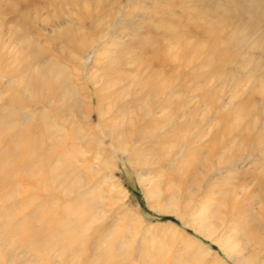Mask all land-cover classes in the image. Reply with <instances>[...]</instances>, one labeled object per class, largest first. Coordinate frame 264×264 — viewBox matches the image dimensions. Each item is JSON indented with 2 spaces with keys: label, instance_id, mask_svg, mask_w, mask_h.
Wrapping results in <instances>:
<instances>
[{
  "label": "bare ground",
  "instance_id": "obj_1",
  "mask_svg": "<svg viewBox=\"0 0 264 264\" xmlns=\"http://www.w3.org/2000/svg\"><path fill=\"white\" fill-rule=\"evenodd\" d=\"M45 1L0 0V81H8L13 93L6 104L8 111L0 106V142H3L0 146V190L9 185L10 174L17 176L22 172L33 181L36 198H32L38 202L25 218H14L12 210L4 212V209L14 207L12 196L0 202V264H131V252L136 248H133L134 238L140 231L134 223H139L142 217L134 214V223L128 220L132 222L128 228H133L135 234L121 235L116 225L106 230L104 225L101 228L104 198L109 202L107 207H112L127 194L120 184H108L111 180L108 173L117 168L116 162L104 150L105 143L95 138L92 141L97 151L90 155L93 165L88 166L89 161L85 160V165L79 167L76 158L85 155L73 147L64 148L72 136L83 139L81 129L77 128L69 136L52 116L60 110L73 121L88 118L95 106L93 100L97 101L100 117L106 118L101 120L104 132L115 149L129 156L131 166L148 168L146 175L150 178L144 179L140 174L137 180L152 210L181 218L185 226L215 244L232 264H264V149L258 148L260 142L263 143L261 136L254 135L240 115L202 114L198 120V114H185L184 107L188 103L172 108L175 105L172 99L181 96V92L171 89L168 78H161L166 62L173 63L177 73L175 79L180 78L177 70L182 65L181 37L186 36L181 32L179 13L185 10L181 6L192 1L196 7L205 8L215 0H156L147 10H144L146 7H131L132 2L146 0H126V5L122 4L123 0H61L65 6L71 4L80 15L77 17L71 10L54 13L52 24L44 22L43 18L40 26L35 21L49 6ZM90 3L95 6L94 10H90ZM211 5L207 10L214 12ZM67 14L75 16L76 23L69 17L65 21ZM230 15L226 9L218 16L226 19ZM118 18L121 22L137 20L135 29L147 38V43L141 44V38L138 41L142 51L146 46L156 45L145 60L141 53L136 54V58L125 59V66L133 65L137 73L146 70L150 73L141 81L126 70L115 69V79L109 75L112 62L108 51L113 46L110 41L114 39L110 38L111 30ZM29 22L32 31L37 29L48 36L56 34L65 38V45L62 42L60 50L63 60L54 58L56 54H47L38 42L31 43L29 33L22 28V24L25 26ZM63 22L70 27L68 31L62 27ZM86 24L89 30H86ZM149 28L157 34L153 35ZM159 35L162 43L157 38ZM16 40L24 44V49L31 48L28 52L31 66H21L23 71H5L3 53L7 45ZM17 46V53H20L22 47ZM90 49L94 51L91 66L84 67L83 58ZM77 51L79 55L75 54ZM151 57L157 58L161 68L153 69ZM132 58L139 62L137 66ZM192 59L189 64L194 61ZM192 68L193 71L197 69L196 66ZM84 77L92 91H87V84L82 82ZM124 77L130 79L118 87V91L114 90ZM192 77H195L194 73ZM78 83L82 86L80 89ZM34 89H38L37 95ZM131 92L132 101L131 96L128 99ZM0 93L7 95L1 88ZM30 108L34 114L26 110ZM15 117L20 119L18 124ZM251 134L255 144L246 150L241 138ZM245 153H248L246 159L253 158L251 166L259 170L255 184L240 180L230 170L235 159L240 161V156ZM13 162L18 167L15 171L11 167ZM221 172H225V178L218 177ZM100 175V183L109 186L108 197L101 191V184L96 188L90 185L92 178ZM158 179L164 180L165 187L160 186L162 182ZM220 181L222 183H218ZM255 186L262 196L256 195ZM118 218L122 224L127 215L121 214ZM152 228L166 230L172 239L180 237L182 242L178 250L187 251L197 264H224L216 253L180 231H174L173 227L153 225ZM11 235L14 239L8 240ZM144 250V255H141L142 250L139 252L142 264H170L167 250L162 252L160 249L156 255L152 251L153 258ZM172 264H186L179 251Z\"/></svg>",
  "mask_w": 264,
  "mask_h": 264
},
{
  "label": "rangeland",
  "instance_id": "obj_2",
  "mask_svg": "<svg viewBox=\"0 0 264 264\" xmlns=\"http://www.w3.org/2000/svg\"><path fill=\"white\" fill-rule=\"evenodd\" d=\"M57 1L58 0L45 1V3L47 2L50 7L47 6L48 9L46 7L44 12H42V15L38 18L39 22L35 21L37 25L41 26V19L43 18H44L43 19L44 22L48 23L49 25L52 24V20H53L52 15L54 13L56 14L60 12L65 13L67 10H71L76 12L77 17L80 15V13H77L76 8L72 7L70 2H68L70 4L69 6H65L63 3H61V0H59L58 2ZM67 1L69 0H66V2ZM155 1L156 0H146L145 2L143 1L132 2L133 6L131 5V7L134 6L146 7L144 8V10H147V8L149 9L150 7L153 6ZM227 3H229L230 6ZM90 4H91L90 10H94L95 6L93 7L92 6L93 4L92 3ZM122 4L126 5V0H123ZM210 5L211 4L208 3L205 6V8L202 6H199L201 8H198V6L196 7L194 3H192L191 1L190 4H185V6L184 5L181 6L183 10L185 9L183 13H179V17L181 18V30H182L181 32L183 34L186 33L185 34L186 36L183 35L184 37L183 36L181 37L183 39L181 41L183 48L181 49L182 52L180 54L182 65L180 66V69L177 70L178 73L180 74L179 80L180 79L181 80L179 81L175 79L177 73L176 70L173 69L174 66L173 63L170 62H166V64H164V66L162 67L163 73L161 75V78L164 77L168 78V83L170 84L171 89L174 88V90L176 89L181 92V96L172 99V101L175 100V105L172 106V108H178L179 105L188 103L184 107V110L187 111V113L185 114H198L197 115L198 120L201 119V117L204 114H209L212 116L214 115L219 116L220 114H230L231 116L234 117L238 115L243 116V118H245L244 123H246V125L248 124L247 126L250 127L249 129H253L254 135L258 133L261 136L262 138L261 141L263 143L260 142L258 148L263 150L264 149V0L261 1L215 0L214 2H212L211 5V9L215 12V14L214 12H211V10L210 11L207 10V8L210 7ZM81 7H82L81 4H79L80 9ZM226 9H228L231 12V15L229 18L221 19V17H219L218 15L219 13L223 12V10ZM81 11H83V9H81ZM32 17L34 16H31V18ZM68 17L70 18V20H72L73 18L75 22L76 17L69 16L68 14L64 20L68 21ZM78 19L81 20V18ZM119 20L117 21L116 26L111 30L110 38L114 37V39L110 41V43H112L111 45L113 46H111V48L109 47L110 51H108L110 52L109 56H111L110 61L112 62V65L110 66L112 70H110L109 75H111V79H115L114 77L117 74L116 70L118 71L126 70V71H130L131 74L138 79V81H141V79L145 78L146 75L148 77L150 73L147 70L146 71L144 70L145 72H142V74L137 73L136 69L133 68L134 67L133 65L125 66V63L127 62L125 61V59H129L128 57H133V56L136 58L137 56L136 54L141 53L140 55L143 54L141 57L143 58V60H145L149 56L148 52H150V50L156 49V45L152 47L146 46V48L143 49L142 51V49H140L141 47L139 48L138 41L141 38L140 40L141 44H143V42L147 43L146 40L147 38L145 39L144 36L140 35L139 29L137 30L135 29L134 25L136 24L137 20L135 18L127 22L126 21L121 22V20L120 21ZM66 24L67 23L63 22L62 27H65L64 30L68 31L69 30L68 28L70 27H68L67 26L68 24L67 25ZM31 25H32L31 22H29L25 26L24 24H22V28L23 29L26 28V32L29 33L28 36L31 37L32 40L31 43L38 42L40 48L43 49L47 54H49L50 56L51 55L54 56L56 54L54 58L59 57V60L61 61V58L63 56L61 55L60 50L63 45L62 42L65 45V38L63 36H59L56 34H53L54 35L53 38V35L48 36L45 34V32L37 31V29L36 30L34 29V31H32ZM87 25L88 24H86V30L87 29L89 30L90 28H88ZM46 28L50 30V26L48 27L47 25ZM201 28H203L204 31L201 30ZM148 30L153 35L157 34L156 30H154L153 28H149ZM162 32L164 33L165 31ZM117 35L119 36V38ZM159 37L160 35L157 38L161 42L162 40L159 39ZM59 39H61L62 41ZM14 42H17L16 45L13 44ZM14 42L12 41V44L10 45L8 44L6 51H4L3 53L5 71L7 70L9 71L13 69L20 71L22 67L26 68L25 65L31 66L30 59L28 58V52H30L29 50L31 48H29V50L24 49L25 48L23 47L24 44L22 45V43L19 42L18 40ZM17 45L20 46V49L22 47L20 53H17L16 49H19ZM64 52L67 54V51ZM75 54L79 55L78 51ZM93 54L94 51L90 49L88 51V54L84 55L83 58L84 67L91 66L90 64L94 56ZM14 55L16 56V58ZM153 57H151L152 59L150 58L152 64L151 66H153L154 70H158V68L161 67H159L157 58H153ZM192 57L193 59L191 61L193 60L194 61L192 63L190 62L191 64H189L188 61ZM207 59L209 60L212 59V60L208 62L206 61ZM132 60H134V58H132ZM62 62L66 63V61H62ZM134 62H135L134 65L136 64L138 65L139 63L136 62L135 60ZM192 66H196L197 69L195 68L196 70L193 71ZM23 70L24 69H22L21 71ZM191 72L194 73L195 75L194 78L192 77ZM124 78L121 80V83L119 85L113 87L114 90H117L118 87L122 86V84L125 85V83L130 79V78H125V79ZM72 79L74 82L75 78L73 77ZM7 82L8 81L6 80L0 81L1 90L7 92V95L0 93V106H2L4 109L8 111V105L6 104H8V101L10 100L9 98L12 97L13 93H11L12 91L10 90V87H8ZM82 82L84 84H87L86 85L87 91H92V86L88 84V80L86 79V77L83 78ZM78 85H79L78 89H80L82 86H80L79 83ZM34 90L33 92L37 95L38 89H36L35 91ZM146 90H147V86H146ZM132 95L133 92H131V94L128 97L129 99L131 96L130 101L134 99L132 98ZM83 100L84 102H86L84 98ZM93 105L96 106L97 101L93 100ZM95 106L93 111L90 113L89 117L85 119H81L80 121L74 120L75 121L74 122L73 120L66 118L65 114L60 110H56V112H54L55 114H52V116H54V122L57 125L59 124L58 125L59 127L65 128L66 131L64 133L69 136L73 135L76 132L77 128L81 129L83 139H81L79 136L76 137L72 136L70 137V141L66 143L64 148V150H67L70 147L71 148L73 147L74 150L77 149L79 152L85 155L84 158L82 157L76 158L79 167L81 165H85L84 164L85 160L89 161L88 166L91 167L93 165L92 160H90V155H92L95 151H97V148L93 143L95 138L105 143L104 150H106L108 152V155L111 156L112 159L116 162L117 168L112 169L108 173V176L111 179L110 182H108V184L110 183H114L115 185L120 184L126 190L127 194L124 195L125 197L122 196L120 198L121 201L115 203L116 205L112 207H107L109 202L107 201V198H104L103 202L105 207L103 208V211L105 212V214L101 228H103L104 225L105 227L103 229L106 230L107 227L111 228V226L116 225L117 228H120L121 235L123 234L125 235L126 232L127 235L135 234L133 228L132 230L128 228L132 223L131 221L128 222V220L133 221L132 216L134 214L136 216L142 217L139 223L138 221H136L137 223L136 222L134 223L133 221V223L137 225V226L135 225L137 231L138 229L140 231H138L139 233L137 237H135L136 239L134 238L135 241L133 240L134 241L133 244L135 245L134 246L132 244L134 246L133 248L135 247L136 248L135 251L131 252L133 253L130 261L131 264H142L141 262L143 258H141V255H144L143 249H145L144 252H148L152 258L153 256L156 255L155 252L160 251V249L162 250V252L163 249L165 252L168 251V260L170 264L173 263L175 256L178 254L179 251L180 257L182 258L183 262H185L186 264H197L196 261H194L189 256L190 254L187 251H182V249L178 250L179 247H181L180 242H182L180 237H177V239H172L170 234L167 235V232H165L166 230H161V229L153 230L154 229L152 228L153 225H162V226L164 225L168 227H173L174 231L176 232L180 231L182 235L191 237L192 239L196 240L198 243L203 245L205 248H208V250H210L212 253H216V255L221 259V261L224 264H232L227 258H225V256L221 253V251H219V249L215 244L210 243V241L207 240L205 237L201 236L197 232L185 226L181 218H178L175 215L158 213L150 208L148 200L144 194V189L141 187L139 181L137 180L138 179L137 175L140 174L142 176L144 175L143 176L144 179L148 177L150 178L149 175H146L148 174L147 172L148 168L147 169L145 168L144 170V168L142 167L140 168V166L138 167L135 165L131 166L129 162V156H127L126 154L122 155L117 151V149H115L113 143H111L110 139L104 132V127L102 125L101 120L106 118L100 117L98 108L97 106L96 107ZM26 110L30 114H34L31 108ZM29 117L30 115L27 118ZM15 122L18 124L20 122V119L18 117H15ZM252 137L254 136L251 134V136L244 135L241 138V142L243 143V146L246 150H249L251 145L255 144ZM2 144L3 142L1 141L0 146ZM247 155L248 153H245L243 154V156H240L241 159L240 161H237V159L234 158L236 161L235 163H232L230 165L232 166V169L230 170L233 171V174H236L237 178H239L240 180L243 179L244 181L250 182L249 184L252 183L255 184L254 181L257 176L256 173H258L259 170L258 169L255 170L251 166L253 162L252 160L253 158L246 159ZM16 164H17L16 162L15 163L13 162L11 164L13 165L11 166L13 167L12 169L13 171H15L16 168H18ZM228 171L229 169L227 170V172ZM224 173L221 172L217 175L221 179L224 177L223 176L225 175ZM10 175H11L9 176L10 181L8 180L9 185L5 187L4 190H0V202L6 201L8 197L12 196L14 207H12L11 209L6 208V210L4 209V212L7 213L8 210H12V214L14 215V218H20V217L25 218V216H27L30 210L35 209V207H37L36 205L38 202L34 201V199L32 198V197L36 198L35 197L36 190L34 189L35 185L34 183H32L33 181L29 180L28 177H24L22 172H18L17 176H14L13 173ZM101 176L102 175L97 177L94 176L92 178L93 183H91L90 185L96 188L97 184H101L100 183ZM158 181L162 182L160 183V186L165 187V184L163 183L164 180L162 181V179H158ZM218 183H222V182L220 181ZM263 183H264V177H263ZM18 184H20L21 187L18 186ZM108 184L102 183L100 186L101 191H103V194H105L106 197H108V188H109ZM257 188L258 187L255 186V190L257 193L256 195L262 196L263 193L259 191ZM61 199L62 198L60 197V200ZM37 200L39 199L37 198ZM121 214L127 215V220L123 221L122 224H121V220L119 221L118 218L120 217ZM128 217H130L131 219ZM94 226L95 225H93L92 227ZM149 235L152 237V240H149L151 238ZM12 236L13 235L8 236L7 237L8 240H10L9 238L14 239V236L13 237ZM144 242H146V244ZM127 247H129V245ZM130 250L131 249H129V251ZM137 250L138 252H136ZM140 251H141V255L139 254ZM152 251L155 255L151 253ZM151 257L149 258L150 260Z\"/></svg>",
  "mask_w": 264,
  "mask_h": 264
}]
</instances>
